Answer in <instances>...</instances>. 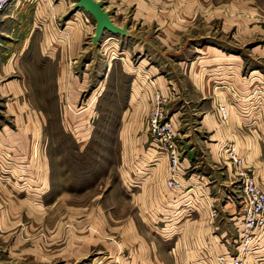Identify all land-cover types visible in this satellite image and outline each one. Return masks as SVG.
Wrapping results in <instances>:
<instances>
[{"label": "crops", "instance_id": "crops-1", "mask_svg": "<svg viewBox=\"0 0 264 264\" xmlns=\"http://www.w3.org/2000/svg\"><path fill=\"white\" fill-rule=\"evenodd\" d=\"M176 4L167 3L168 11H175L172 5ZM178 4L182 7L179 14L169 12L162 18L152 6L142 10L138 30L141 24L154 23L152 36L144 37L127 25L124 54L137 55V61L125 64L128 82L118 113L120 170L115 176L55 177V203L61 205L56 209L66 211L73 229L71 233L66 227L56 229L52 257L46 248L53 245L42 240L47 236L42 233L48 231L42 214L24 225L25 245L20 253L15 252L20 237L16 236L15 183L0 184V254L5 250L7 262L18 259L16 255L34 264L54 259L68 262L89 251L94 253L90 264H217L219 255H238L237 181L224 154L233 143L255 180L261 178L264 165L257 158L253 135L264 134V15L251 0H183ZM48 14L47 0H11L1 13L0 99L8 98L3 111L13 112L14 119L28 118V133L15 137L23 149H31L37 132L30 118L51 114L40 97L34 114L21 108L24 114L19 115L21 104L12 97L21 90L20 84L6 77L15 71L18 55L28 50L29 39L42 28ZM40 52L38 48L35 53ZM18 71L24 74V69ZM63 87L62 81L56 83V90ZM154 91L168 97L166 117L182 147L175 176L181 184L178 189L165 184L164 153L146 144L143 119ZM217 104L226 107V121L220 119ZM0 133L9 134L5 129ZM33 226L40 229L39 240H32ZM255 232L246 251L239 254L244 264H264V229Z\"/></svg>", "mask_w": 264, "mask_h": 264}, {"label": "rangeland", "instance_id": "rangeland-1", "mask_svg": "<svg viewBox=\"0 0 264 264\" xmlns=\"http://www.w3.org/2000/svg\"><path fill=\"white\" fill-rule=\"evenodd\" d=\"M75 1L47 0V20L42 22L41 29L37 28L33 32V37L28 42V50L18 55L15 71L6 77L20 84L21 90L16 93L17 96L12 97L17 105L21 104L19 115L24 114L21 108L25 113L31 109L34 114L35 103L38 104L42 98L46 100L48 114H51L47 118H30L32 127L37 131L33 134L31 149H23L15 142V137L18 139L23 131L28 133L27 116H20V122L19 119H14L13 112L3 111V105L8 98L0 99V129L9 132L0 133V175L9 179L2 180L0 177V184L15 183L16 236H20L17 237L15 247L17 253L25 245L22 239L24 225H30L33 218L40 214L47 218L48 223V231L42 233L47 236H42V240L48 241L49 246L53 245L46 248L49 256L55 251L56 229L66 227L71 233L73 226L66 211L58 212L56 209L61 208V205L55 203V177L73 174L79 176V173L86 175L85 179L87 176L93 178L104 174L115 176L120 170L122 140L118 129V113L128 82L125 64L130 65L128 61L134 64L137 55L129 58L130 55L126 54L128 58L125 60L123 57L126 56L124 46L127 36L107 30H103L96 43H91L94 19L84 9L75 7ZM100 1L114 24L129 25L133 30H138L141 14L145 13L142 10L148 5L154 7L156 14L162 18L169 12L179 14L182 7L178 3H183V0ZM172 1L177 3L172 5L175 11H168L170 7L167 3ZM251 1L258 5L259 14L264 15V0ZM133 18L140 20L134 21ZM154 28V23H149L148 27L141 24V30L138 31L141 35L144 33V37L152 36ZM38 48L41 50L39 54L35 53ZM21 69H24V76L18 71ZM61 81L64 84L63 90H56V83L60 85ZM25 100L28 105L24 104ZM54 113H58V116H52ZM145 120L146 116L143 119L144 127ZM22 123L27 125L24 127ZM41 129L46 132L40 133ZM253 136L258 146L257 158L259 161L263 160L264 165V134ZM3 138L14 143L4 144ZM175 138L177 142L176 134ZM146 144L158 152L151 147L148 135ZM177 144L181 156L182 147L178 142ZM9 146L16 148H8ZM131 167L135 169L134 166ZM260 177L255 181L264 191V171ZM129 185L131 186V181ZM234 193L239 205L241 194L237 182ZM36 223H44V220ZM30 230L32 240H39L40 229L33 226ZM62 231L64 230L60 233ZM4 251L0 254V259L4 262L0 264H34L23 260V255H16L19 258L9 263L7 258H3ZM92 254L93 251H89L75 261L71 258L68 262L54 259L46 264H90Z\"/></svg>", "mask_w": 264, "mask_h": 264}, {"label": "built area", "instance_id": "built-area-1", "mask_svg": "<svg viewBox=\"0 0 264 264\" xmlns=\"http://www.w3.org/2000/svg\"><path fill=\"white\" fill-rule=\"evenodd\" d=\"M11 0H0V20L3 9ZM168 97L154 91L150 98V107L146 115L145 129L152 148L164 153L167 159V177L165 184L171 189H178L181 184L176 179L179 165L180 147L176 142L173 124L166 117ZM217 111L222 121L228 117L227 109L217 104ZM225 158L232 167L241 194L238 212L241 221V237L238 255L216 257L217 264H244L239 255L247 249V244L256 236V230L264 229V191L255 181L253 174L245 167L244 160L233 143L225 148Z\"/></svg>", "mask_w": 264, "mask_h": 264}, {"label": "water", "instance_id": "water-1", "mask_svg": "<svg viewBox=\"0 0 264 264\" xmlns=\"http://www.w3.org/2000/svg\"><path fill=\"white\" fill-rule=\"evenodd\" d=\"M75 7H80L87 11L94 19V30L91 35V43H96L103 30L120 35H127V26L125 24L118 26L109 18L107 10L103 9L100 0H76Z\"/></svg>", "mask_w": 264, "mask_h": 264}]
</instances>
